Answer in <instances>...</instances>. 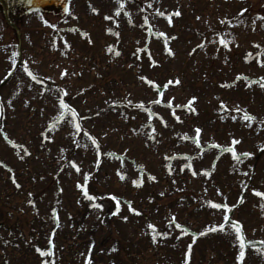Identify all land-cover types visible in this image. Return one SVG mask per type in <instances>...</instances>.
<instances>
[{"label": "rangeland", "instance_id": "rangeland-1", "mask_svg": "<svg viewBox=\"0 0 264 264\" xmlns=\"http://www.w3.org/2000/svg\"><path fill=\"white\" fill-rule=\"evenodd\" d=\"M89 1L73 0L76 8L70 9L74 13L68 11L63 27L47 21L39 33L27 39L32 53L24 52L28 59L25 67L32 68L35 78L28 77L38 78L46 87L35 86L32 90L23 86L25 81H18L21 87L17 90L12 78L19 72L26 75L27 71L20 64L21 68L14 70L18 72L10 74V52H5L0 62V120L4 121V129L0 130V196L9 197L5 207L0 205V225L5 227L20 220L17 222L28 234L25 220L30 226H38V212L42 222L39 226L45 230L52 228L53 218L60 210L68 226L72 221L69 216L79 217L80 209L90 208L93 212L100 208L103 226L65 230V241L54 244L62 250L69 247L66 264H187V255L197 263V257L203 260L200 252L202 256L211 255L210 245H215L213 249L219 246L217 251L225 250L232 258L220 264H237L234 258H239L240 248L227 242L226 233L232 232L231 224L238 222L246 257L240 259V264H259L262 251L258 245L264 246V223H256L262 222L264 215V196L256 194L264 193V0ZM169 17L173 26L167 24ZM4 19L0 15V40L2 35L6 37L14 31ZM1 24L8 27L6 31ZM74 27L77 30L71 31ZM57 36L60 40L55 44ZM21 38L25 40L24 36ZM230 39H238L236 50ZM65 42L69 45L66 55L64 48L62 53L53 48L54 44L62 46ZM22 49L26 51L28 44ZM237 51L239 57H235ZM149 53L158 67L149 64ZM249 54L254 57L253 62L246 60ZM149 80L153 83L149 84ZM61 100L69 107L62 108ZM35 106H40L39 113ZM69 108L76 109L75 116L80 119L87 108L89 123L95 128L100 125L102 130V134L98 133L100 140L93 145L101 156L97 162L87 163L83 154L75 153L86 165L97 166L100 162L98 167L83 166L74 175V171L57 162L68 158L80 132L68 125L75 118ZM175 108L182 122L171 119L170 110ZM41 109H45L44 113ZM59 112L64 113L60 123ZM51 113L53 135L45 125ZM245 115L255 119H243ZM149 117H153L151 122ZM89 123L76 122L84 130H88ZM196 129H200L199 134ZM3 130L18 144L32 138L37 151L42 131L45 134H41V139L51 146L43 148L42 141L44 157L35 151L27 159L24 151H28L10 145ZM57 138L59 144L51 143ZM231 144L235 145L239 161L226 151ZM117 153L123 159L117 160ZM186 164L195 172L191 174H201L199 180L189 182V176L180 173ZM141 166L153 175L151 179L139 174ZM4 172L6 183L2 181ZM45 176L51 177L44 179ZM27 177L36 180V184L26 187L30 180ZM77 178L82 184L88 181L87 192L94 199L89 201L84 187L79 190ZM212 181L218 183L220 191L225 189L226 198L215 199L214 187L209 189L207 199L179 198L185 192V184L190 185L188 191L196 198L208 191L206 185ZM6 184L14 195L5 191ZM28 189H34L33 194L36 191L33 197ZM175 189L177 193L172 194ZM35 204L40 208H35ZM212 204H226L230 210L217 209ZM117 210L119 218L115 217ZM225 214H230L228 221L223 218ZM186 219H207L209 237L191 240L186 231H179L175 225L187 228L182 225ZM88 224L93 226L90 221ZM221 224L223 230L219 229ZM213 228L214 233L210 230ZM50 233L39 235L43 246ZM180 234L187 238L178 239ZM31 238L29 241L23 237L21 241L32 244L38 239ZM233 238L240 241L236 232ZM119 247L122 254H116ZM192 247L194 252L189 249ZM75 248L79 250L76 254ZM213 249L212 253L216 251ZM81 251L84 255L80 260ZM217 260L220 262L221 258Z\"/></svg>", "mask_w": 264, "mask_h": 264}, {"label": "trees", "instance_id": "trees-1", "mask_svg": "<svg viewBox=\"0 0 264 264\" xmlns=\"http://www.w3.org/2000/svg\"><path fill=\"white\" fill-rule=\"evenodd\" d=\"M50 177L51 176H48V178ZM56 177L59 178L60 175L57 174ZM33 184H34V181L30 179L29 184L26 185V187H31L33 186ZM5 186H6L5 191H7V193L12 192V195H14V192L11 190L10 185L6 184ZM7 198L9 199V197L0 196V205L2 207H5V203H6L5 201H7L6 200ZM21 206H24V204ZM38 207L40 208V205H38ZM35 208H37V205H35ZM38 213H37V216H38ZM79 215H80L79 217L78 215L69 216L72 219V221L68 223V226L63 221L56 220V223L52 221L53 224H52L51 229H45V230H43L41 226H39L42 223L39 217L35 216V218L38 219V222H39L38 226L36 224L35 225L33 224L32 226H30L31 223L29 222V220L26 219L25 226L28 229V232H29L28 234L25 233V229L23 228L21 222H17L20 220H17L15 224L13 225H6L5 227L0 225V230L4 231V235L0 237V264H61V263L66 264V261L68 259L67 255H68V252L70 251L69 247L64 246L65 248L64 250H62L61 248L54 246L55 243L65 241V238H66L65 235L67 233H64V231L103 226L101 222L103 217L102 215H100V212L98 210L96 211L94 210L93 212H91L90 210L88 211L84 210ZM35 220L33 221L34 223H35ZM42 220L44 222L46 221V219H43V218ZM89 221L90 223L93 224V226L88 224ZM34 231H35V234L52 232L46 235L47 240H46L45 246H43L40 243V239L39 241L33 242L32 244L31 243L27 244L21 241L23 240L21 239L23 237L25 239H28L29 241L32 239L31 236L35 238H40L39 234L35 235L33 233ZM48 245H50L51 248L47 247ZM73 251H75V254L79 252L78 248L73 249ZM69 253H71V251ZM79 256L81 260L82 255L79 254ZM76 258H77V255H76Z\"/></svg>", "mask_w": 264, "mask_h": 264}, {"label": "flooded vegetation", "instance_id": "flooded-vegetation-1", "mask_svg": "<svg viewBox=\"0 0 264 264\" xmlns=\"http://www.w3.org/2000/svg\"><path fill=\"white\" fill-rule=\"evenodd\" d=\"M5 1L7 3V7H5L4 3H2V0H0V15L4 16L5 18L4 20H7L6 18L7 14L10 15L11 20H13L16 23L17 30L16 29L14 30L17 33V37L19 34H21V37L24 36V38L26 37V35L28 36V34H34L35 31L39 33L40 30L43 28L42 24L47 23V21H49L50 19H53L55 23L57 22V19H61L63 13L62 8L64 9V6L66 4H68L70 9L76 8L77 5V2L75 5H72L73 0H5ZM86 1L88 3L90 2L89 0ZM35 24L40 27L34 26ZM6 37L8 38L6 39ZM6 37L2 35L0 40V62L1 60L4 59L3 56L4 54L1 51L2 48L5 49L9 48V52L11 54L7 60L10 62L13 61V59L16 57L17 54V52L14 50L16 43L14 31L12 34H6ZM27 39L28 37H26L25 41H27ZM21 42H22L21 46H23L24 41L22 40V38H21ZM26 43L28 44V49H26V51L30 52L31 50L30 45L28 41ZM24 50L21 49L22 54L20 56L22 57L24 55V52L25 54L27 53ZM58 52L61 53L60 51Z\"/></svg>", "mask_w": 264, "mask_h": 264}, {"label": "snow or ice", "instance_id": "snow-or-ice-1", "mask_svg": "<svg viewBox=\"0 0 264 264\" xmlns=\"http://www.w3.org/2000/svg\"><path fill=\"white\" fill-rule=\"evenodd\" d=\"M117 15H119V10H117ZM160 15H164V13H160ZM176 15H179V13L177 12ZM221 22L223 23V21H221ZM221 43H224V41L222 40ZM29 74H30V73H29ZM30 75H31V74H30ZM34 78H35V77H34ZM142 79H144V78L142 77ZM176 82L178 83V81H176ZM148 83H149V84H152L153 82H152L151 80H149ZM169 83H172V82L170 81ZM60 105H61L62 108H63V107H69V106H67V105L64 103L63 100L60 101ZM69 110H70V111H73V110L70 109V108H69ZM73 114L75 115L74 111H73ZM177 119H179V117H177ZM243 119H246V120L252 121V120H254L255 118L252 117V116H250V115H245V116H243ZM79 127H80V125L77 124V128H79ZM199 132H200V129H196V133L199 134ZM238 142H239V141H233V143H238ZM216 147H220V146H219V145H216ZM226 151L231 152L232 155H233V157L239 161L240 157H238V156L236 155L235 150H234L233 148L229 147V148L226 149ZM245 155H250V154H245ZM153 179H154V178H153ZM256 194H257V195H260V196H264V193H259V192H258V193H256ZM84 195H85L89 200L94 199V197H91V196L88 195V192H87L86 189H85V191H84ZM212 207L217 208V209L222 208V207H223L224 209H228V205H226V204H225V205H221V204H212ZM133 211H134V210H133ZM125 219H126V217H125ZM224 219H225V221H228V216L225 215ZM149 227H152V226L149 225ZM175 227H177V228H182V226L179 225V224H176ZM231 227L235 230V232H236V234H237V237L240 239V252H239V259L242 260L243 257H244V254H245V252H244V249H245V242H244V239H243V237H242V235H241V225H240L238 222H235V223H232V224H231ZM219 228H220L221 230H223L224 225L221 224V225L219 226ZM210 230L215 231L216 228H213V229H210ZM38 251H39V249H38ZM42 254H43V253H42Z\"/></svg>", "mask_w": 264, "mask_h": 264}]
</instances>
